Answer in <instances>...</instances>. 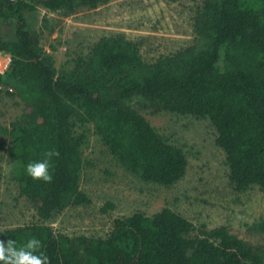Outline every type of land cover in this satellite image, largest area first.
Wrapping results in <instances>:
<instances>
[{"label": "trees", "instance_id": "16d2710c", "mask_svg": "<svg viewBox=\"0 0 264 264\" xmlns=\"http://www.w3.org/2000/svg\"><path fill=\"white\" fill-rule=\"evenodd\" d=\"M109 1L0 0V21L14 27V39L0 36V51L12 56L0 84L12 78L23 85L18 97L26 105L21 118L0 132L11 138L15 180L39 218L47 221L67 204L89 203L79 190L85 136L75 134L76 123L94 124L111 154L146 182L170 186L185 175L182 150L129 105L134 99L156 113L207 118L235 191L256 185L264 195V0H204L201 21L209 39L190 58L181 54L140 73L137 44L102 38L92 50L98 71L56 76L40 57L26 13L38 6L73 13ZM113 208L107 204L103 211ZM193 230L167 208L152 217L135 213L115 220L106 239L70 238L33 224L0 235V264H264V248H253L224 226L191 237ZM254 231L264 235V220Z\"/></svg>", "mask_w": 264, "mask_h": 264}, {"label": "rangeland", "instance_id": "374dc122", "mask_svg": "<svg viewBox=\"0 0 264 264\" xmlns=\"http://www.w3.org/2000/svg\"><path fill=\"white\" fill-rule=\"evenodd\" d=\"M203 8L204 0H110L96 9L78 8L73 13L38 6L25 18L38 38L43 61L56 76L73 79L98 71L92 50L102 38L121 37L137 44L143 63L140 73L181 54L187 59L203 52L209 39L207 22L201 21ZM0 36L14 39V27L0 21ZM18 86L23 85L12 78L0 84L2 128L10 129L26 112ZM129 105L167 144L182 150L187 160L185 175L170 186L146 182L111 154L94 124L76 123L75 134L85 136L79 190L89 203L67 204L43 221L35 206L20 194L14 177L16 165L8 157L12 141L9 134L0 132V235L37 224L50 227L56 235L106 239L115 220L135 213L152 217L167 208L194 225L191 237L200 229L224 226L246 244L263 249L264 235L255 232L254 225L264 220V195L256 185L235 191L211 122L191 115L156 113L139 99ZM107 204L114 208L103 211Z\"/></svg>", "mask_w": 264, "mask_h": 264}, {"label": "built area", "instance_id": "2783aa9c", "mask_svg": "<svg viewBox=\"0 0 264 264\" xmlns=\"http://www.w3.org/2000/svg\"><path fill=\"white\" fill-rule=\"evenodd\" d=\"M12 56L6 52L0 51V76H5L11 68Z\"/></svg>", "mask_w": 264, "mask_h": 264}]
</instances>
